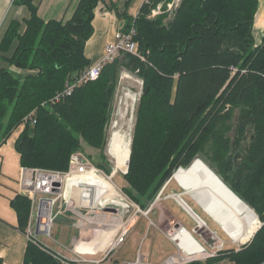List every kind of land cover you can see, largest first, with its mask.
Segmentation results:
<instances>
[{
  "label": "trees",
  "instance_id": "trees-1",
  "mask_svg": "<svg viewBox=\"0 0 264 264\" xmlns=\"http://www.w3.org/2000/svg\"><path fill=\"white\" fill-rule=\"evenodd\" d=\"M100 1L78 0L68 20L45 21L33 0H14L29 17L11 21L0 41L8 65L0 69V145L21 129L13 144L20 167L62 173L86 145L101 152L93 165L109 175L105 128L119 75L128 72L143 91L122 192L144 211L175 171L199 159L261 224L248 242L206 263L264 264V37L255 42L252 34L258 0H180L170 16L150 17L155 0L135 18L110 3L126 19L122 31L135 26V55L119 53L96 80L54 100L92 65L84 48ZM9 205L27 236L29 196L17 193ZM21 264L82 263L29 240Z\"/></svg>",
  "mask_w": 264,
  "mask_h": 264
},
{
  "label": "crops",
  "instance_id": "crops-1",
  "mask_svg": "<svg viewBox=\"0 0 264 264\" xmlns=\"http://www.w3.org/2000/svg\"><path fill=\"white\" fill-rule=\"evenodd\" d=\"M77 2L78 0H33V4L37 8L38 16L45 21L68 20L73 10L75 9ZM132 2L133 0H102L98 3L95 9L94 19L92 21L94 31L92 36L87 40L84 48V54L89 59L91 64L99 62L104 57L106 45L113 42L115 33L121 30L125 25L124 24L122 27H120L123 23L116 19L117 16L113 11L109 10L110 3H114L116 5L119 14L126 13L128 16L135 18L140 7L144 3V0H134V2ZM28 17L29 13L25 6L15 5L14 0H0V41L11 21L21 22ZM252 34L255 42H260L264 37V0H258V9L254 18ZM13 49L14 48L12 47L7 56H11V54L13 53ZM0 69H8V65L1 58ZM20 130L21 129L16 130L4 144L0 145V259L2 260L3 264H21L26 244L29 240L33 239V237L31 236L29 238L18 232V230L16 229V214L9 205V201L17 193H22L19 186L22 167H20L19 164V155L16 153L13 147L14 141ZM168 183L169 181L166 183L165 188L163 189V197L161 196V199H164L160 200L159 204L155 207L151 208V206H149L147 208H150V210L148 211V215L143 216L140 214L133 222L129 224L124 242L120 246L125 243L126 238H130L131 240H133L132 242L137 243L138 248L134 252V258L126 259L121 262H133L137 259H140L142 263L159 264L168 256L175 253L176 247L174 243L169 240L168 236L165 233V231L171 226L184 227L189 233H191L192 237L195 240L199 241L203 245H207L208 241L211 242L209 239L207 241L206 238L203 235L199 234L197 231V228L204 227L205 223L182 200L179 202L185 205L188 209L182 208L178 201L177 202L181 207L178 205L177 208H179L184 213V222L181 221L177 216H173V214L168 212L166 208L161 204V202L165 200H170L175 203V198H173V196L171 195L180 196L182 194L178 192L179 190H177L179 186L188 191L187 196H189V200L194 202L196 206H200L204 213L207 214L214 223L220 226L222 232L224 230L226 231L224 226L219 221H217L198 200H196L192 196L190 190L185 186L184 181L181 177L180 183L176 182L177 185L174 181H172V179L170 180V183ZM168 190L169 194L165 196V193ZM63 210H67L65 206H63ZM98 213V216L96 214H94L93 216L86 214L88 218L89 216H95L92 222L86 221V226L83 223L75 225L74 223L70 222L69 224L66 222L69 226V231L67 232V234L61 235V240H64V245L59 240H52V242H50V244L52 245L56 244L57 246L61 247L56 246L55 248H49L36 237L37 234H35V236L33 235L35 237L33 241H35L42 248L51 251L52 253H54V255L73 260L70 255L62 253V249L72 253L70 249L75 246V242L78 238L79 233L81 232V229L83 228L88 232L91 229H94V224L104 226L106 222H110L113 219V216H116V214L111 211H108L107 213L104 212L106 214L103 215H100L102 214L100 212ZM58 215L59 214H56L55 216ZM186 216L193 223V226H186ZM195 217L196 219L202 221L204 225L201 222L198 225ZM65 219L68 220V218ZM143 227L145 228V232L142 235L141 233L143 232ZM188 228H190L191 231H189ZM113 229L114 228L109 230L110 232L108 230L105 231L106 238L105 234L102 231H99L98 238L94 237L92 238V241L90 239L91 243L89 242L88 245L94 248V250L89 249L84 241L80 242L77 250H81L82 252L88 250L89 252L92 251L94 253L97 251L105 250L106 248H108V242L110 238L109 235ZM152 231L154 232V240H152L151 238V240L149 239V241H147L146 243V240H148L147 238H149ZM225 231L223 233L226 237V240H222L224 242L223 248L228 250L239 248L242 244H239V242L237 243V241L232 238L230 233L226 231L228 233L227 234ZM157 236H159V239L157 238ZM213 236L215 235L213 234ZM90 244H92L93 246H91ZM144 245L146 249L142 251V246ZM120 246H118L116 249H113V251L109 254V257L112 258V261L115 264L121 263L117 261L115 259V256L113 255ZM215 264L232 263L227 259H224L220 262H216Z\"/></svg>",
  "mask_w": 264,
  "mask_h": 264
},
{
  "label": "built area",
  "instance_id": "built-area-1",
  "mask_svg": "<svg viewBox=\"0 0 264 264\" xmlns=\"http://www.w3.org/2000/svg\"><path fill=\"white\" fill-rule=\"evenodd\" d=\"M154 1L155 0H144V3L151 4ZM179 2L180 0H172V2L167 4V9H175L178 6ZM163 5V2H160L158 0L156 6L152 9L149 16L155 17L157 14H159ZM135 33L136 29L133 22L127 31H117L114 35L113 42L108 43L106 45L104 57L99 62L92 64L88 69H86L82 73L73 77L69 82H66L63 92L60 95H57L54 100H58L59 97L62 96H70L73 89L81 83L96 80L101 72L103 65L112 61L119 53L127 52L135 55L136 43L133 40ZM132 76L134 75H131L128 72H121V78H131ZM137 82L140 85L138 93H133L130 89H127V91H125L123 95L118 98L116 107L110 110L109 123L107 126V128H109V136L114 133H120L124 130L121 122L123 119H125L127 114H129L130 117L129 120L135 119L136 104L139 102L141 93L143 91L142 80L138 79ZM92 167L96 168L89 161V158L85 154L77 152L73 153L70 156L68 170L66 173L41 169L21 168L22 174L21 179L19 181L20 190L29 195L31 202V214L29 218L28 228L26 230L27 237H34L33 235H31V232L34 230H37L38 233L42 232L43 230L41 229V225L47 224V221L51 223L53 218V208L55 206L56 201L58 200V198L45 199L38 197L36 192L39 191L40 193L44 194L59 192V198H61V200L66 201L67 206L69 202V195H65L67 181H70L73 177H81ZM164 187L159 191L158 195L153 201V205H155L156 202L160 200ZM36 195L37 197H35ZM126 198L124 197V205L126 206L125 208H114L112 206H109L116 209V215L119 213H123L125 215V213H128V209L130 208L133 209V212L129 214L126 218H124L123 216L119 219L120 224L118 225L117 229L114 230L111 240V246L109 247L110 249L108 253L112 252L113 249H116L124 242L126 233L128 231V226L131 222L135 220V217L137 216L135 214H141V212H143L141 209H139L136 204L128 202ZM61 210H63V206L59 204L58 210L54 214V216L56 214H59ZM37 216H42V222L45 223L37 222ZM196 222L198 225L200 222L203 223L199 219H196ZM108 225L114 228L116 225L115 219H112L110 222H106L104 225L105 228H107ZM42 233H45V231H43ZM165 233L168 236L169 240L174 243L176 247V252L168 256L159 264H207L206 261L208 260V258L215 256L217 252L224 249V242L216 236H211L210 238L212 241H208L207 245H203L199 241L195 240L192 237L191 233H189L184 227L181 226H171L165 231ZM31 240L33 241V239ZM71 250L73 252L74 247ZM107 258H109V254L106 255V258L103 259L101 262H97L95 260H87L85 258L79 257H77V259H73V261L82 264H102ZM118 264L148 263H142L140 259H137L133 262H125Z\"/></svg>",
  "mask_w": 264,
  "mask_h": 264
},
{
  "label": "rangeland",
  "instance_id": "rangeland-1",
  "mask_svg": "<svg viewBox=\"0 0 264 264\" xmlns=\"http://www.w3.org/2000/svg\"><path fill=\"white\" fill-rule=\"evenodd\" d=\"M159 1L160 2H163L164 5L162 6V9L160 10V13L157 14L156 17L157 16L164 15V14H168L170 16L172 14V11L173 10H168L167 9V4L170 3V2H172V0H159ZM133 2H134V0H133ZM116 19L118 21H120L121 23H123L120 27H122L126 23V19L125 18H118L117 17ZM137 81H138V79L136 77H134V76H132L131 78H121V74L119 75L117 89H115V93H114V98H113V102H112V105H111V109H114L116 107V103H117L118 98L121 97L123 95V93L125 91H127V89H130L133 93H138L140 85L138 84ZM137 105H138V103L136 104V109H137ZM129 118H130L129 117V114H127V116L125 117V119L122 120L121 124L123 125V129L124 130L121 131L119 135L122 136V137H126V138L129 137V139H131L130 138L131 135L130 136H127V131L126 130H128V131L132 130L133 131V126H134V123H135V119L129 120ZM127 126H129V127H127ZM108 130H109V128L106 127L105 128V132H106L107 138H108L107 144L109 143V140H110V137H111V136H109L110 133H109ZM106 148H105V153L104 154L106 156V159H107L109 165L111 166V170H112V166H113V170L111 172L116 171V175L112 177V179L110 180V182H111V184L113 185L114 188L116 187L117 189L121 190V193H122L123 197L126 198L127 196L122 192V188L124 186H126V183H125L124 178H123V175H124L123 173L125 171L124 170L115 169L114 161L109 156V154L106 152ZM84 153L89 157V161L91 163L93 161L96 162L97 161V158L101 154L100 151H98L96 149H93L91 147H88L86 145H84ZM96 168L99 169L98 167H96ZM207 168H208V166H207ZM179 170H181V169H179ZM100 171H101L102 175H104V173H103V171L101 169H100ZM177 172L175 171L174 174L171 177L172 181H174L176 185H177L176 182H180V177L176 175ZM169 183H170V181H169ZM185 186H188V185L185 184ZM66 188H67V185H66ZM97 190H98V193L97 192L96 193L99 194V190H102V187H99L98 188V186H97ZM177 190H179L178 192L182 193L180 196H178V195H171V196H173V198H175V203L176 204L174 202L170 201V200H165V201L161 202V204L166 208V210L168 212L172 213L173 216H175V217L177 216L181 221L184 222L185 221V215H184V213L179 208H177V206L180 203L179 201L182 200L205 223L206 226L203 224L204 227L197 228L198 229L197 231H198L199 234L203 235L206 238L207 241H208V239L210 241H212L211 238H210L211 236H213L212 233L215 236L217 235V238H219L221 240H226V237H225V235L223 233L225 230L222 232L220 226H218L216 223H214L211 220V218H209L208 215L204 213V211L202 210V208L200 206L197 205L199 207L198 208L194 204V202H192L191 200H189V198H188L189 196H187V192L188 191L186 189L180 187V186L177 188ZM22 193L25 194V195H27V196H29L27 193H24V192H22ZM36 194L38 195V197L45 198V199H55V198H58V200H57V202H56V204H55V206L53 208V215L58 210V205L59 204H61L62 206H65V208L67 209V210H61L58 216H54L53 217L51 224L50 223L48 224V230H46L47 227L44 224L41 225V229L43 231H45V233H42L43 231L42 232H39L40 235H37L36 237L40 241H42V243H44L45 245H47L49 248H53V247L55 248L57 246L55 243H54L55 245L50 244V242H52V240L53 241L59 240L64 245V240H61L62 239L61 235H65L69 231V226L67 225V223L70 224V222H71V223H74L75 225L76 224H82L83 223L86 226V221L92 222L93 218L95 217V216L92 217L94 214L97 215L98 212H100V213H102L100 215H103V214H106L109 211V209H110L109 206L106 207V208H101V206H97L95 203H92V201H90V199L87 196H84V194H82V189L80 190V199H79V204L80 205L77 204V202L75 203V201H73L70 192L68 193V195L69 194L70 195H69V202H68L67 206H66V201L61 200V198H59V192H57V193H49V194L46 193V194H44V193H40L39 191H37ZM168 194H169V190L165 193V196H167ZM199 194L200 195H203L201 192ZM37 195L35 197H37ZM161 196L163 197V194ZM106 199H108L107 196H106ZM162 199H164V198H162ZM162 199L160 198V200H162ZM86 200L89 202L88 205L86 204ZM126 200L128 202H132L128 197L126 198ZM160 200H158L155 205H153V202H152L151 203L152 206L150 205L151 208L157 206L159 204ZM132 203L135 204L134 202H132ZM180 205L182 206V208H187L185 205H183L181 203H180ZM149 210H150V208L147 209V210H144V211L142 210L143 212H141V215H143V216L148 215V211ZM104 212H106V213H104ZM132 212H133V209L130 208V209H128V213H125V215L123 213H119L116 216H113V219H120L123 216H124V218H126ZM86 214L87 215L89 214V215H92V216H89V218H88L86 216ZM135 215L138 216L140 214L139 213H136ZM137 216L135 217V219L137 218ZM65 218H68V220H66ZM244 218L248 219L247 225L248 224H251L254 219L257 220L256 217L253 216L252 212L248 211V209L245 211ZM36 219L40 223H42L43 217L42 216H37ZM186 222H187L186 226H188V227L193 226V223L187 218V216H186ZM257 222H258V220H257ZM111 229H112V227H110L109 225L107 226V228H105V226H101L99 224H94V229H91L88 232L82 228L81 229V232L79 233L78 238H77V240L75 242L76 244L74 246L73 252H72L71 249H70V251L72 253H70L69 251H68L69 252L68 253L66 250L62 249V253H65V254L70 255L72 259H77V257H79V258H85L87 260H95L97 262H101L103 259L106 258V255H108V254L111 253V252L108 253L110 248H106L103 251H97V252H95L96 253L95 254L92 251L89 252L87 249H86L87 251H84V252H82L81 250L79 251V250H77V247H78V245H80V242L84 241L85 244L87 245V247L89 249L94 250V248H92V247H90L88 245L89 242L91 243L92 238H94V237L98 238V232L99 231H102L105 234V238H106L105 231L106 230L109 231ZM244 229L246 230L247 227H245ZM188 230L191 231L190 228H188ZM142 231L143 232L141 234L143 235L144 232H145V228L144 227L142 228ZM153 233L154 232L152 231L151 234H150V236H149V238H147L148 240H146V243H147V241H149V239L151 240V238H152V240H154ZM31 235H34V231L31 232ZM157 238L159 239V236H157ZM33 239H35V237H33ZM90 239H91V241H90ZM101 239H104V238H101ZM111 240H112V237L110 239V243H111ZM132 241L133 240H131L130 238L129 239L126 238L125 243L122 246H120L119 249H117L115 251V253L113 255L115 256V259L117 261L121 262V261L126 260V259H132V258H134V252H135V250H137L138 245H137V243H134ZM90 245L93 246L92 244H90ZM135 245H136V247H135ZM145 245L142 246V251L146 249L145 248ZM57 247H61V246H57ZM57 256L58 255H56V257ZM113 263L114 262L112 261V258L109 257L102 264H113ZM121 263H123V262H121Z\"/></svg>",
  "mask_w": 264,
  "mask_h": 264
},
{
  "label": "bare ground",
  "instance_id": "bare-ground-1",
  "mask_svg": "<svg viewBox=\"0 0 264 264\" xmlns=\"http://www.w3.org/2000/svg\"><path fill=\"white\" fill-rule=\"evenodd\" d=\"M31 117L33 116L31 115ZM126 131L127 136L132 134V130ZM119 134L114 133L111 135L106 152L113 159L115 169L125 171L129 160L130 139L129 137H122ZM115 175L116 171H113L110 175H102L99 169L92 167L81 177H73L70 181H67L65 195L67 196L70 192L73 201L79 204L80 190L82 189V194L87 196L92 203L101 206V208L108 206L125 208L121 190L115 187L116 190L110 182ZM176 175L184 180L192 196L224 226L234 240L239 242V244H244L252 238L259 228V221L257 222L254 219L251 224L247 225L248 219L244 218V214L247 209L252 212L253 216H255V213L236 197L202 161L195 159L187 169L179 170ZM97 186L98 188L102 187V190H99V194H97ZM200 192L203 195H200ZM106 196L108 199H106ZM87 200L86 204L88 205L89 202ZM115 222L116 225L109 235L108 248L111 246L110 239L114 230L120 224L119 220H115ZM48 224L49 221L47 224H44L47 227L46 230H48ZM245 227H247L246 230L244 229Z\"/></svg>",
  "mask_w": 264,
  "mask_h": 264
},
{
  "label": "water",
  "instance_id": "water-1",
  "mask_svg": "<svg viewBox=\"0 0 264 264\" xmlns=\"http://www.w3.org/2000/svg\"><path fill=\"white\" fill-rule=\"evenodd\" d=\"M146 90H147V89H146ZM93 163H94V161H93ZM95 165H96V164H95ZM127 166H128V164H127ZM126 172H127V170H126ZM126 172H125V173H126ZM109 211H111V212H113V213H116V209H114V208L109 209ZM255 217H256V216H255ZM260 225H261V224L259 223V227H260Z\"/></svg>",
  "mask_w": 264,
  "mask_h": 264
}]
</instances>
